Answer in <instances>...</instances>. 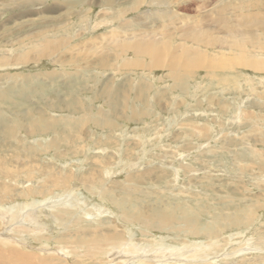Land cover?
Instances as JSON below:
<instances>
[{"label":"rangeland","instance_id":"374dc122","mask_svg":"<svg viewBox=\"0 0 264 264\" xmlns=\"http://www.w3.org/2000/svg\"><path fill=\"white\" fill-rule=\"evenodd\" d=\"M235 2L254 11L239 8L229 33ZM193 25L202 42L183 33ZM261 27L264 0H0L1 260L14 264V248L56 264H264V67L240 63H264ZM105 36L197 56L170 65L128 49L121 75L110 44L96 46ZM60 37L69 46L51 52ZM123 76L128 107L113 111L99 93ZM162 209L169 218L140 221ZM81 232L140 249L92 255L72 241Z\"/></svg>","mask_w":264,"mask_h":264},{"label":"bare ground","instance_id":"6f19581e","mask_svg":"<svg viewBox=\"0 0 264 264\" xmlns=\"http://www.w3.org/2000/svg\"><path fill=\"white\" fill-rule=\"evenodd\" d=\"M103 1H108V0H103ZM151 1H154V0H151ZM179 1V0H178ZM231 1H233V0H231ZM236 1V0H235ZM238 1V0H237ZM239 8H243V9H245V8H247V10H250V11H254L253 10V8L251 7V6H248V7H246V6H244V5H239V3H237V2H235V4H234V7H232V8H230V7H228V9H229V24H228V32L229 33H235V32H237L238 31V28H239V25L242 23V22H244V16L243 15H241L240 13H239ZM124 15V13H120L119 15H118V17H121V16H123ZM218 15V14H217ZM219 20H218V16H215V17H213L212 18V20H211V22H218ZM252 22H253V25L254 26H258L261 22L259 21V19L256 17V16H254V15H252ZM260 25H263L262 23L260 24ZM260 27V26H259ZM261 28H263L264 29V27H261ZM183 33H190V34H192L193 35V37H194V39L196 40V41H200V42H202L203 40H204V36H205V32L204 33H201V32H199L198 31V29L197 28H194V25L193 26H191V27H188V28H185L184 30H183ZM37 34H39V33H37ZM36 34V35H37ZM45 40V39H44ZM49 45H51V47L52 48H50L49 50L51 51V52H53V51H55V50H59V48H61L62 46H65L66 45V48H67V46H69V38H67V39H63L62 37H60L58 40H55V41H51L50 43H49ZM236 46H237V49L240 51V52H245L246 51V43L244 42V41H242V42H239V43H237L236 44ZM119 47L124 51V50H128V49H133L135 52H136V54H137V56H140V55H145V56H147V57H149L152 61H158V60H160V56H161V54H162V52H165V53H169V55H170V59H169V63H170V65H175L176 64V62L179 60V59H181L180 58V56H181V54L183 55L184 54V61H183V65H187L192 59H195L196 58V56H197V54L195 53V52H192V51H189V50H181L180 48H171L167 43H161V42H150V43H146V44H144V43H142V42H140L139 40H135V41H133V42H123V43H121L120 45H119ZM39 50V49H38ZM80 51V50H79ZM78 51V52H79ZM32 52V51H31ZM81 52V51H80ZM78 54V53H77ZM26 56V55H25ZM81 56H82V53H81ZM39 58H40V56H39ZM179 58V59H178ZM26 58H24V60H25ZM32 60V59H31ZM181 61V60H180ZM244 67H251L252 69H254V70H259V69H261V68H263L264 67V63H262V62H260V61H258L256 58H254V57H252V56H247V57H245L243 60H241V62H240ZM87 64V60H85V65ZM248 118V117H247ZM240 120V119H239ZM245 120V119H244ZM253 121V120H252ZM46 144H47V142H46ZM49 144V143H48ZM136 168V167H135ZM5 170H7V169H5ZM15 177V176H14ZM13 178V177H12ZM194 180V179H193ZM192 180V181H193ZM6 189V188H5ZM3 190H4V188H3ZM7 191V190H6ZM5 191V192H6ZM0 193L2 194V191L0 190ZM140 193V192H139ZM7 196V195H6ZM5 197V196H4ZM55 197V196H54ZM1 198V197H0ZM2 200V199H1ZM81 201V200H80ZM1 202V201H0ZM38 202V201H37ZM64 202V201H63ZM118 203V202H117ZM178 204V203H177ZM18 206V205H17ZM22 206V205H21ZM7 208V207H6ZM14 208V207H13ZM158 208V207H157ZM14 210V209H13ZM25 211V210H24ZM39 211V210H38ZM80 211H81V209H80ZM226 211V210H225ZM29 212V211H28ZM32 212V211H31ZM44 212V211H43ZM82 212H84V211H82ZM166 211H163V209H162V212L161 211H158V213L157 212H151L150 214H148V215H146V216H144V218H140V221H147L146 223H150L151 221H152V225H153V223H154V221L155 220H157V217L159 218V217H162V216H166L167 218H169L170 217V215H168V214H164ZM219 212V211H218ZM16 213V212H15ZM14 213V214H15ZM97 213V212H96ZM0 214H1V212H0ZM3 214V213H2ZM5 214V213H4ZM66 214V213H65ZM126 214V213H125ZM207 214H209V213H207ZM17 215H20V214H17ZM22 215V214H21ZM68 215V214H67ZM99 215V214H98ZM136 215V214H135ZM140 215V214H139ZM169 216V217H168ZM5 217H6V214H5ZM18 217V216H17ZM16 217V218H17ZM38 217V216H37ZM221 217V216H220ZM3 218H4V215H3ZM10 218V217H9ZM8 218V219H9ZM26 218V217H25ZM132 218H134V216L132 217ZM137 218V217H136ZM14 219V218H13ZM36 219V218H35ZM130 219V218H129ZM135 219V218H134ZM183 219H186L187 220V218H183ZM19 220V219H18ZM17 220V221H18ZM175 220V219H174ZM190 220V219H189ZM29 221V220H28ZM137 221H138V219H137ZM13 222V221H12ZM156 222V221H155ZM7 223V222H6ZM39 223V222H38ZM164 223V222H163ZM163 223H159L160 225H162ZM165 223H166V221H165ZM185 223V222H184ZM20 224V223H19ZM23 224V223H22ZM27 224V223H26ZM151 224V223H150ZM156 224H158V222H156ZM189 224V223H188ZM29 225V224H28ZM187 225V224H186ZM186 225H184V226H186ZM38 226V225H37ZM189 226V225H188ZM213 226V225H212ZM33 227H35V226H33ZM208 227H209V225H208ZM11 228V227H10ZM38 228V227H37ZM83 228V227H82ZM92 228V227H91ZM195 228V227H194ZM7 229V228H6ZM5 229V230H6ZM9 229V228H8ZM39 229V228H38ZM192 229V228H191ZM10 230V229H9ZM12 230V229H11ZM86 230V229H85ZM190 230V229H189ZM33 231V230H32ZM82 231V230H81ZM13 232V231H12ZM37 232H39V230L37 231ZM36 232V233H37ZM71 233V232H70ZM76 233V232H75ZM14 234V233H13ZM23 234V233H22ZM82 234H84L83 232H81V236L79 235V236H77V238L76 239H74L75 238V236L74 237H72V241L74 240V242H78L80 245H86V246H89V247H91L92 249L91 250H89V251H92V255H96V254H98V250H101V249H103L105 246H108V248H109V252H112V251H116V252H119L118 250H117V248L119 247V248H124L125 249V252L126 253H132L133 251H134V249H135V247H136V245H133V244H131V245H129V248H127L126 247V240L125 241H122L124 244H122L121 242H119L118 244H117V241H115V244L113 243L114 241V239H113V236H112V233L111 232H107V233H94V234H88V233H85L87 236H89L90 235V237H88V238H86L85 240L83 239V237H82ZM114 234H117L116 232L115 233H113V235ZM1 235V234H0ZM77 235V234H76ZM119 235V234H118ZM11 236H15V235H11ZM36 236V235H35ZM17 237H18V235H17ZM66 237V236H65ZM23 238V237H22ZM1 240H3L2 239V236H1V238H0ZM12 239V238H11ZM17 239H19V238H17ZM64 239V238H63ZM121 239V238H120ZM13 240H15V239H13ZM13 240H11V241H13ZM19 240H21V239H19ZM38 240V239H37ZM119 240V239H118ZM72 241L70 242V241H68V243H71V245H72ZM21 242H23V240L21 241ZM25 242V241H24ZM103 243V245H101L100 243ZM2 243V242H1ZM7 244V243H6ZM13 244H14V242H13ZM13 244H11V245H13ZM74 244H76V243H74ZM101 245V247L100 246H98V245ZM15 245V244H14ZM27 245V244H26ZM77 245V244H76ZM80 245H79V247H80ZM9 246V245H8ZM75 246V245H74ZM248 247H249V245H247ZM2 247L4 248V246H1L0 247V257L2 256V252H4L3 250H6V248H4L3 250H2ZM11 247V246H10ZM13 247V246H12ZM206 247H209V246H206ZM16 248V247H15ZM77 248V247H76ZM84 248V247H83ZM138 248V247H137ZM136 248V251H138V249H140V248H138L137 249ZM244 248V247H243ZM20 248H18V250H19ZM73 249V248H72ZM79 249V248H78ZM87 249V248H86ZM90 249V248H89ZM8 251H9V249H7ZM11 250V249H10ZM13 250H15L14 248H13ZM13 250H11V257H13V258H16V259H12L10 262L11 263H14V264H56V262H55V260H53V257H51V256H43V255H36L35 254V252H29V251H26V250H24V251H26V252H23L22 250H19V251H13ZM202 248L201 247H198V248H195L194 250H192L191 251V255H198V254H200L201 252H202ZM87 251V250H86ZM88 251V252H89ZM104 251V250H103ZM136 251H134V252H136ZM205 251V250H204ZM10 252V251H9ZM60 253V252H59ZM203 253V252H202ZM6 254V253H5ZM90 254V253H89ZM105 254H107V255H109V253L108 252H106ZM60 255H61V253H60ZM65 255V254H64ZM86 255V254H85ZM113 255V254H112ZM124 255V254H123ZM99 257H101V256H99ZM159 257V256H158ZM194 257V256H193ZM91 258V257H90ZM98 258V257H97ZM102 258V257H101ZM126 258V257H125ZM0 260H1V258H0ZM5 260H8L9 261V259H2L1 261H0V264H5L3 261H5ZM105 260V259H104ZM128 261H130L129 259H127ZM126 260V261H127ZM75 261V260H74ZM97 261V260H96ZM204 261V260H203ZM119 262V261H118ZM89 263V262H88ZM100 263V262H99ZM104 263V262H103ZM114 263V262H113ZM117 263V262H116ZM122 263V262H121ZM120 263V264H121ZM153 263H155V262H153ZM112 264V263H111ZM123 264V263H122ZM128 264H130V263H128ZM145 264V263H144Z\"/></svg>","mask_w":264,"mask_h":264},{"label":"crops","instance_id":"0c3cea01","mask_svg":"<svg viewBox=\"0 0 264 264\" xmlns=\"http://www.w3.org/2000/svg\"><path fill=\"white\" fill-rule=\"evenodd\" d=\"M126 33H127V30L125 28L120 27V34H118V35H122V34H126ZM111 36L112 35H110L108 37L110 38ZM117 40L118 41H122V43H123V42H126V41L133 40V38H127L125 36V37H117ZM95 43H96V46L99 43V44H101V46H104V47H106L108 44H110L109 52H110V54L115 56V58H114L115 62L114 63L117 64V62H120L119 64H117V67H116L115 71H119V73L121 75H125L126 73H128V71H126V70L129 69V68H126L125 64L123 65L122 63H124L125 61L129 60V58H133V53H132L131 57H127L126 56V54L128 52H131V51H129V50H127V51L124 50L123 51L118 45L120 43L109 42L108 39L106 38V36L104 38L103 37L99 38V40L95 41ZM131 61H133V60H131ZM144 61L146 63V59ZM141 69L143 71L145 70L143 68H141ZM181 78L183 79V77H181ZM118 79H120L121 83L120 82H114V80H118ZM95 80H96V78H95ZM138 80H139V78H138ZM138 80L136 81V83L138 82ZM128 82L134 83V81L131 78L127 77V76H123L121 78L112 79L110 81V87L109 88H105L104 90H102L101 93H99V94L110 95V96L112 94V97H111L112 98V102L110 103L111 104L110 106H111V109L113 111L123 112L124 109L128 107V103H127L128 89L127 88H125V89L122 88V91H121L120 89L118 90V88H114V86H117V85L118 86H121V85L123 86L124 83H128ZM173 82H176V83H173ZM138 83H140V80H139ZM170 83H172V86H174L172 88H175V87H177L179 85V83H185V80L182 81V80L177 79V80H173ZM84 85H85V83H83L82 86H84ZM142 104H144V103H142ZM131 108L132 109L134 108L133 103H132ZM144 109H146V108H144ZM98 122L100 123V121H98ZM100 125H102V124L100 123ZM103 125H106V124H103ZM62 146H65V145H62Z\"/></svg>","mask_w":264,"mask_h":264}]
</instances>
